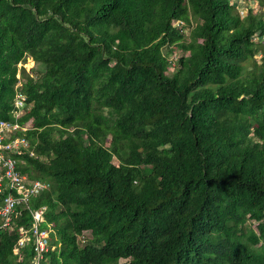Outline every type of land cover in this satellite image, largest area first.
I'll return each instance as SVG.
<instances>
[{
    "label": "trees",
    "instance_id": "16d2710c",
    "mask_svg": "<svg viewBox=\"0 0 264 264\" xmlns=\"http://www.w3.org/2000/svg\"><path fill=\"white\" fill-rule=\"evenodd\" d=\"M263 36L232 0H0V120L22 93L19 169L48 184L0 264H35L41 206L39 264H264Z\"/></svg>",
    "mask_w": 264,
    "mask_h": 264
},
{
    "label": "built area",
    "instance_id": "2783aa9c",
    "mask_svg": "<svg viewBox=\"0 0 264 264\" xmlns=\"http://www.w3.org/2000/svg\"><path fill=\"white\" fill-rule=\"evenodd\" d=\"M236 5L238 13L241 17L247 13L263 14L264 17V0H232ZM174 27L182 30L185 22L176 19L173 23ZM186 34V33H185ZM262 42L264 36L261 37ZM255 39H258L255 37ZM20 63V62H19ZM20 67H24L21 65ZM25 96L22 93H16L12 100V120H0V219L1 227L6 230L14 229V220L19 216V207H28L30 199L44 189H48V184L37 180L30 179L19 169L22 163L18 154L29 151V156H34L32 150L29 149V142L23 135H15L17 130H25L29 126L21 125L18 119L25 111ZM45 206L30 210L32 222L29 225H21L17 227L19 238L17 244L23 246L25 242L32 238L36 256L34 263L39 264L43 260V254L48 250H53L54 245L51 244L52 224L48 227L41 228L44 222Z\"/></svg>",
    "mask_w": 264,
    "mask_h": 264
},
{
    "label": "rangeland",
    "instance_id": "374dc122",
    "mask_svg": "<svg viewBox=\"0 0 264 264\" xmlns=\"http://www.w3.org/2000/svg\"><path fill=\"white\" fill-rule=\"evenodd\" d=\"M187 34H188V30H186V36H187ZM259 48H260V50L253 56V58H249L247 61H244V63L248 67H250V65L252 64V61H256L258 64L260 63V61H261V55L264 52V43H262ZM172 60L174 62L175 59L173 58ZM21 65L24 66V68H25V70L27 72H30L31 75H34V68H35V66H34V63L32 62L31 59L27 58L23 62L18 63L17 66L20 67ZM17 77H18V75H17ZM21 84H22V77L19 78V82L17 83V86L19 87ZM30 123H31V120H29L28 122H26V125L29 126ZM113 162L116 163L117 161L114 159ZM252 228L253 229L255 228V223L252 224ZM120 262H124V260L121 259Z\"/></svg>",
    "mask_w": 264,
    "mask_h": 264
}]
</instances>
